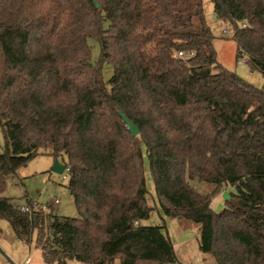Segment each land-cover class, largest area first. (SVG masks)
<instances>
[{
	"label": "trees",
	"instance_id": "trees-1",
	"mask_svg": "<svg viewBox=\"0 0 264 264\" xmlns=\"http://www.w3.org/2000/svg\"><path fill=\"white\" fill-rule=\"evenodd\" d=\"M210 1L236 62L264 76V0ZM215 39L203 0H0V219L45 264H178L165 226L143 225L158 207L198 227L208 264H264V90ZM39 155L64 164L78 217L4 196Z\"/></svg>",
	"mask_w": 264,
	"mask_h": 264
},
{
	"label": "rangeland",
	"instance_id": "rangeland-1",
	"mask_svg": "<svg viewBox=\"0 0 264 264\" xmlns=\"http://www.w3.org/2000/svg\"><path fill=\"white\" fill-rule=\"evenodd\" d=\"M205 18L213 35L215 36L214 47L218 55V61L226 69L234 71L247 84L264 90V76L256 71H252L245 60L236 62V44L232 40L231 28L220 22L214 11V6L210 0H203ZM94 60L99 57L97 44L93 49ZM113 73L112 67L105 65L104 78L109 80ZM5 145L3 131L0 128V154ZM56 161L48 155H39L31 160L25 167L20 168L16 174L7 178V189L4 196L11 199L13 204L20 207L24 205H37L43 208H52L54 213L61 217H78L73 196L68 190L70 176L67 171L57 174L52 171ZM58 162L62 165L61 160ZM144 166L147 179V187L151 195L155 198V190L152 175L147 159H144ZM193 186L202 193H211L214 187L210 184H200L193 182ZM236 193L235 188L223 186L219 193L212 199V209L221 213L226 207V201L231 195ZM59 203L56 204L55 201ZM150 204L157 208L153 198ZM158 210L159 207H158ZM154 210L150 219L143 222L145 226H165L166 232L174 244L178 257V264H208L212 262L210 255L202 254L199 250L200 233L197 226L180 224L175 219L166 218L161 211ZM3 225L10 229L4 220ZM70 264H84L76 261Z\"/></svg>",
	"mask_w": 264,
	"mask_h": 264
},
{
	"label": "crops",
	"instance_id": "crops-1",
	"mask_svg": "<svg viewBox=\"0 0 264 264\" xmlns=\"http://www.w3.org/2000/svg\"><path fill=\"white\" fill-rule=\"evenodd\" d=\"M3 224L0 221V264H45L40 251L20 242Z\"/></svg>",
	"mask_w": 264,
	"mask_h": 264
},
{
	"label": "water",
	"instance_id": "water-1",
	"mask_svg": "<svg viewBox=\"0 0 264 264\" xmlns=\"http://www.w3.org/2000/svg\"><path fill=\"white\" fill-rule=\"evenodd\" d=\"M122 118L124 119L127 129L129 131V133L133 136L136 137L139 134V130L138 128L132 124L127 118H125L124 116H122ZM65 166L60 164L58 161L55 162L52 171L57 173V174H62L65 171Z\"/></svg>",
	"mask_w": 264,
	"mask_h": 264
},
{
	"label": "built area",
	"instance_id": "built-area-1",
	"mask_svg": "<svg viewBox=\"0 0 264 264\" xmlns=\"http://www.w3.org/2000/svg\"><path fill=\"white\" fill-rule=\"evenodd\" d=\"M179 55H180V56H188V55L183 54V53H180ZM55 203L58 204L59 201L56 200ZM21 210H22L23 212H29V211H30V207H29L28 205H24V206H21Z\"/></svg>",
	"mask_w": 264,
	"mask_h": 264
}]
</instances>
